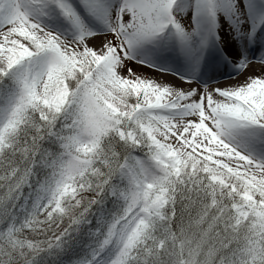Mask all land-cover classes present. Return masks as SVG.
I'll list each match as a JSON object with an SVG mask.
<instances>
[{"label": "snow or ice", "instance_id": "6c2138e0", "mask_svg": "<svg viewBox=\"0 0 264 264\" xmlns=\"http://www.w3.org/2000/svg\"><path fill=\"white\" fill-rule=\"evenodd\" d=\"M0 264H264V0H0Z\"/></svg>", "mask_w": 264, "mask_h": 264}, {"label": "bare ground", "instance_id": "6f19581e", "mask_svg": "<svg viewBox=\"0 0 264 264\" xmlns=\"http://www.w3.org/2000/svg\"><path fill=\"white\" fill-rule=\"evenodd\" d=\"M254 66L259 67V65H258V64H255V62H254ZM149 71H151V70H149ZM237 78H238V77H237Z\"/></svg>", "mask_w": 264, "mask_h": 264}, {"label": "rangeland", "instance_id": "374dc122", "mask_svg": "<svg viewBox=\"0 0 264 264\" xmlns=\"http://www.w3.org/2000/svg\"><path fill=\"white\" fill-rule=\"evenodd\" d=\"M149 70H150V69H149ZM149 70H148V71H149Z\"/></svg>", "mask_w": 264, "mask_h": 264}]
</instances>
